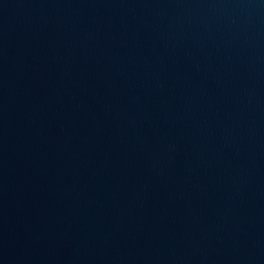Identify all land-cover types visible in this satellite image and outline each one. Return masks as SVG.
I'll return each instance as SVG.
<instances>
[{"label":"water","instance_id":"1","mask_svg":"<svg viewBox=\"0 0 264 264\" xmlns=\"http://www.w3.org/2000/svg\"><path fill=\"white\" fill-rule=\"evenodd\" d=\"M0 264H264V0H0Z\"/></svg>","mask_w":264,"mask_h":264}]
</instances>
